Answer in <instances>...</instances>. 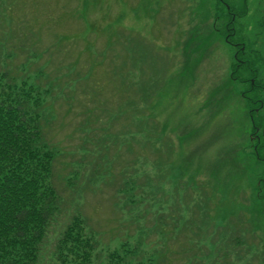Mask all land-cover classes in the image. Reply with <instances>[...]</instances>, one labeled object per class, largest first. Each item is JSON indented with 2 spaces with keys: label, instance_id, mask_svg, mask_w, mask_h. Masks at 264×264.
<instances>
[{
  "label": "rangeland",
  "instance_id": "374dc122",
  "mask_svg": "<svg viewBox=\"0 0 264 264\" xmlns=\"http://www.w3.org/2000/svg\"><path fill=\"white\" fill-rule=\"evenodd\" d=\"M223 2L0 0V71L52 88L62 213L39 264L77 213L92 264L125 242L150 264H264V0Z\"/></svg>",
  "mask_w": 264,
  "mask_h": 264
},
{
  "label": "trees",
  "instance_id": "16d2710c",
  "mask_svg": "<svg viewBox=\"0 0 264 264\" xmlns=\"http://www.w3.org/2000/svg\"><path fill=\"white\" fill-rule=\"evenodd\" d=\"M41 78L35 72L36 81L30 84L27 76L19 79L10 70L0 71V264H39L49 229L62 213L61 196L52 182L53 163L60 153L44 132L52 88L42 89L37 83ZM99 148H103L101 141ZM141 174L148 179L146 171ZM121 179L133 181L122 175ZM91 181H98V175ZM126 187V193H131L133 185ZM253 209L261 218L264 200L255 197ZM96 244L93 233L86 232L82 214L72 215L58 235L48 264H92ZM138 254V246L125 242L107 251L98 264H150L139 260Z\"/></svg>",
  "mask_w": 264,
  "mask_h": 264
},
{
  "label": "flooded vegetation",
  "instance_id": "af4514ba",
  "mask_svg": "<svg viewBox=\"0 0 264 264\" xmlns=\"http://www.w3.org/2000/svg\"><path fill=\"white\" fill-rule=\"evenodd\" d=\"M223 1H224V0H220V2L224 4ZM226 11H227V12H230V11H231V7L229 6V4H226ZM230 14L232 15L231 12H230ZM233 17H234V16H233ZM217 18H218V16H217ZM234 18H235V17H234ZM228 25H229V24H226V28H227ZM233 47L240 51V52L238 51V53H237L236 56H235V60H236V61H239L238 56H239L240 53H241V54L244 53V48H242V47L239 48L238 46H236V44H233Z\"/></svg>",
  "mask_w": 264,
  "mask_h": 264
}]
</instances>
